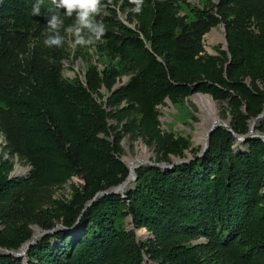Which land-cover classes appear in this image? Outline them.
Returning a JSON list of instances; mask_svg holds the SVG:
<instances>
[{"label":"trees","instance_id":"obj_1","mask_svg":"<svg viewBox=\"0 0 264 264\" xmlns=\"http://www.w3.org/2000/svg\"><path fill=\"white\" fill-rule=\"evenodd\" d=\"M35 2L0 0V130L32 166L27 176L9 177L12 162L0 158V202L15 194L13 207L0 210V247L17 249L32 238V222L53 227L25 214L26 189L59 186L78 174L83 183L59 203L61 228L29 245V264H264V140L237 138L264 110V0H206L190 9L194 19L180 15L174 0H143L133 28L118 22L106 29L121 65L90 64L83 79L62 77L49 53L26 73L14 66L16 46L42 38L54 9L44 0L33 16ZM61 15L65 26L71 18ZM218 23L226 50L202 54V35ZM123 74L129 78L116 86ZM102 87L108 94L99 101ZM194 91L229 99L231 130L217 127L201 156L172 169L136 167L125 191L85 207L130 171L118 156L122 131L137 129L165 157L188 148L185 137L159 132L157 105ZM257 128L264 131V115ZM141 227L151 233L147 240L136 237ZM21 260L0 252V264Z\"/></svg>","mask_w":264,"mask_h":264},{"label":"rangeland","instance_id":"obj_2","mask_svg":"<svg viewBox=\"0 0 264 264\" xmlns=\"http://www.w3.org/2000/svg\"><path fill=\"white\" fill-rule=\"evenodd\" d=\"M211 1L216 2L217 0ZM174 2L180 15L187 13V18L194 19L195 16L190 9L193 6L201 8L206 0H174ZM102 4L103 7L96 19L98 21H102L106 29L116 30L118 22L132 28L136 25L137 22L135 19V13L137 12V9L136 6L131 2V0H102ZM183 6H185V8L187 6L188 7L187 9H185L182 8ZM73 20L74 17H72L64 27L72 24ZM61 34H65L64 28L63 31H61ZM44 38V36L40 39L37 36H30L28 39L24 40V44L19 43V45L16 46L17 55L15 57V60H12V62H14V66H16L20 71L26 73L27 71L34 70L36 68V66L39 64L38 60L40 58V55L43 56L49 53L51 56L54 55V57H58V60H56V62H58L60 65L62 77L70 79L78 77L80 79H83L84 72L90 64L97 66L98 69H102L105 66L113 65L119 67L121 65L120 57L118 55H115V53H113L107 47L105 36H103L102 39L95 44L86 47L73 46L72 38L69 36L66 37V42L62 47L49 48L44 45ZM226 48L227 46L225 42L224 26L222 23L211 26L202 35V54H218L219 50H226ZM128 78L129 74H123L121 78L117 79L115 85L117 86L124 83ZM244 81L247 84H250V79L248 77H246ZM100 92L102 93V96L97 97V99L99 101L105 100L106 95L108 94V90L105 87H102L100 89ZM206 93L207 92L202 93V91H194L185 96H176L173 98L165 97L163 101L157 105L158 118L156 126L159 132L171 133L174 138L183 136L187 139L188 148L183 149L180 154L167 153V157H165V150L161 145L146 140L138 132V130L135 129L132 132L128 133H124L122 131V137L119 142V158L128 167L129 160L136 158L141 152L144 154L148 153L149 155L148 160L143 163H181L182 160H189L195 157L200 152L203 144L205 143L195 141L196 124L200 122V117L199 107L193 100V96L195 94H204L212 97L211 94ZM214 100L219 105V114L222 119L229 122L233 113V108L229 103V99L224 98ZM240 108L245 112L244 103L240 105ZM256 118L257 116L248 118V126L249 128H253L252 133L254 135H259L264 139V131H260L257 128V123L261 118ZM111 122L116 123V121ZM241 147H243V144H241ZM0 158H7L12 162V169L8 174L9 177H16L12 172L15 166H18L20 164L21 168L24 170H26L28 166L27 160L17 154L7 145L5 136L1 132ZM22 173L25 176L28 175V172ZM82 183V177L78 174H75L59 186L38 187L30 190L26 189L22 196V200L25 202V214L30 217L37 216L40 220L43 221L52 222L53 227L51 229L61 228V224L58 218L59 216H57V214L59 213V203L61 201L69 199L73 190L76 187H79ZM121 191L123 192V190ZM6 196L7 197L0 202V210L13 207L15 194ZM14 223L20 224L21 219L16 218ZM29 226L31 227V236L33 235V239L36 238L35 242L43 234L47 233L45 231L47 229L41 227V225L37 222H32ZM126 226L127 228H133L130 217L126 219ZM0 229H3L2 224H0ZM135 232L136 237L140 240H147L151 235V233L144 227L137 228ZM34 235H36L37 237H35ZM200 240L203 239L200 238ZM19 248L13 250H18ZM17 252L22 254L21 264H29L26 257L25 247L19 249V251ZM145 264H152V262L147 261L146 259Z\"/></svg>","mask_w":264,"mask_h":264},{"label":"clouds","instance_id":"obj_3","mask_svg":"<svg viewBox=\"0 0 264 264\" xmlns=\"http://www.w3.org/2000/svg\"><path fill=\"white\" fill-rule=\"evenodd\" d=\"M136 5L137 11L140 10L143 0H131ZM54 9L49 8L46 32L43 33L45 46L62 47L66 42V37L72 38L73 46H91L100 41L105 35L106 28L102 21L96 17L100 14L103 7L102 0H51ZM44 0H36L32 5L31 14L38 16L41 14V7ZM72 18L73 23L64 27V19L61 15ZM64 28V35L61 29Z\"/></svg>","mask_w":264,"mask_h":264},{"label":"bare ground","instance_id":"obj_4","mask_svg":"<svg viewBox=\"0 0 264 264\" xmlns=\"http://www.w3.org/2000/svg\"><path fill=\"white\" fill-rule=\"evenodd\" d=\"M193 100L195 101V103L199 107V117H200V122H198L196 124L195 141L205 143L208 130L213 125L218 124V123L229 124V122L222 119V117L219 114V105L211 96L204 95V94H195L193 96ZM259 118H262V117L259 116L256 119H259ZM256 119H254V120H256ZM251 132H253V128L251 129ZM237 138H238V136H237ZM238 139H240V138H238ZM148 158H149L148 153L144 154L141 152L138 154V156L136 158L129 160V166L128 167H129V170L131 172L130 174H132L133 168L136 165H138L139 163L147 161ZM127 186H128V184L127 185L122 184V185H118L114 189H117V190L120 189V191L121 190L125 191V189H127L126 188ZM34 236L37 237L36 235H34ZM31 240H34L33 236L31 238ZM23 247H25V249H26V244H23L20 249H22ZM17 251H19V250H16V252Z\"/></svg>","mask_w":264,"mask_h":264},{"label":"water","instance_id":"obj_5","mask_svg":"<svg viewBox=\"0 0 264 264\" xmlns=\"http://www.w3.org/2000/svg\"><path fill=\"white\" fill-rule=\"evenodd\" d=\"M225 42H226V39H225ZM263 115H264V110L261 112V113H259L258 115H257V117H259V116H261V117H263ZM219 126H223V127H225L226 129H228V130H231V126H230V124H226V123H218V124H215V125H213L209 130H208V133H207V138H206V142H205V144H203V147H202V149L200 150V152L195 156V157H198V156H201L204 152H205V150L208 148V145H209V138H210V135H211V133L217 128V127H219ZM251 129L252 128H249V130H248V132L246 133V134H244V135H239L238 136V138H240V139H242V140H246L247 138H249V137H251V136H254V134L251 132ZM259 136V135H258ZM263 139V138H262ZM264 140V139H263ZM194 157V158H195ZM190 160V159H189ZM189 160H182L181 162H187V161H189ZM178 162H173V163H171V164H167V163H153V162H147V163H139L138 165H136L134 168H133V171H132V174H130V171H129V173H128V175L126 176V178L122 181V182H120L119 184H117V185H115V186H112V187H110V188H107V189H105V190H100V191H97L96 193H95V195L86 203V205H85V207L87 206V205H89V204H91L92 203V201L93 200H95L97 197H99V196H101V195H103V194H106V193H119V192H121L120 190H117V189H114V188H116L118 185H122V184H128V186L136 179V174H135V168L136 167H138V166H140V165H142V164H150V165H153V166H159V167H161V168H170V169H172L173 167H174V165L175 164H177ZM129 168V167H128ZM54 229H56V228H53V229H47V230H45L46 232H48V231H53ZM35 242V239L34 240H31V239H28L27 241H25L24 243H22L21 244V246L23 245V244H26V249H25V252H26V250L28 249V247H29V245L30 244H32V243H34ZM20 246V247H21ZM1 248V252H3V253H10V254H13L14 256H16V257H21L22 256V254H20V253H17L16 252V250H13V249H8V248H4V247H0Z\"/></svg>","mask_w":264,"mask_h":264},{"label":"built area","instance_id":"obj_6","mask_svg":"<svg viewBox=\"0 0 264 264\" xmlns=\"http://www.w3.org/2000/svg\"><path fill=\"white\" fill-rule=\"evenodd\" d=\"M0 132L3 133L1 130H0ZM27 164H28V166H27L26 170L22 169L21 166H20V164L18 166H15V168L12 171L13 172V175L14 176H19V175L20 176H25V175H23L22 172H28L27 174H29L30 169H31L32 166H31V164L29 162Z\"/></svg>","mask_w":264,"mask_h":264}]
</instances>
